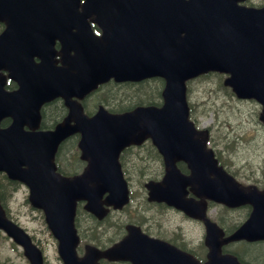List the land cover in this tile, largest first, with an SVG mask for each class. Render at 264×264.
Returning a JSON list of instances; mask_svg holds the SVG:
<instances>
[{
	"label": "water",
	"instance_id": "1",
	"mask_svg": "<svg viewBox=\"0 0 264 264\" xmlns=\"http://www.w3.org/2000/svg\"><path fill=\"white\" fill-rule=\"evenodd\" d=\"M135 2L149 6L135 9L132 0L82 3L81 0H0V21L8 23L0 35V68L8 70V75L18 83L16 89L8 90L0 80V121L3 117L12 118L9 125L0 127V171L29 185L31 202L44 208L47 221L61 239L60 253L65 264H98L96 260L101 255L129 258L134 264H240L236 258L221 255L216 238L211 235L207 240L211 252L204 263L189 255L179 256L175 251L168 257L149 256L142 249L146 241L132 231V226H129L131 235L120 243L103 251L88 247L83 258L76 255L78 237L72 227L75 199L90 198L86 207L102 216L104 209L97 196L104 190L112 189L111 196L116 195L118 200L127 198L122 175L114 165L117 155L113 149L119 148L120 143L140 141L156 130L183 138L180 121L176 120L182 117L174 111L176 96L170 92L177 93L178 99L186 104L185 80L189 77L210 69L227 71V55L244 59L258 55V51L264 54V9L252 11L238 5L230 8L232 12H246L239 13L243 16L262 17V25L256 24L253 31L242 32L220 20L229 12L220 8L218 0H167L168 10L153 5V0ZM45 14L50 16L40 25ZM89 17L104 28L101 35L93 31ZM71 24L76 28L72 32ZM184 29L187 33L181 35ZM56 38L62 43V65H57L54 59ZM249 43L255 50L252 54ZM35 56L41 57V61L36 62ZM252 58L264 63V57ZM236 74L233 85L237 93L255 95L264 103V69L249 73L237 69ZM152 75L167 79L162 107L139 106L122 116L100 109L89 117L82 112L81 104L72 99L75 95L83 97L112 76L140 79ZM57 96L65 98L71 113L55 129L38 130L42 104ZM75 131L81 132L82 157L89 163L81 175L66 178L56 171L54 156L63 138ZM158 145L167 150L163 143ZM110 150L113 161L108 164L106 157ZM175 159L168 164L165 180L150 185L151 196L170 202L178 196L181 181L174 174ZM108 165L117 173L112 179L103 178ZM119 187H122L121 195L117 192ZM221 190L229 191L216 182L208 187V191ZM261 198L262 194L253 196L250 223L231 237L252 235L258 227L262 234L257 237H264L261 211L264 198ZM0 228L23 243L26 253L30 252L33 245L28 235L7 217L1 204ZM34 262L42 264V260L40 263L35 258Z\"/></svg>",
	"mask_w": 264,
	"mask_h": 264
},
{
	"label": "rangeland",
	"instance_id": "2",
	"mask_svg": "<svg viewBox=\"0 0 264 264\" xmlns=\"http://www.w3.org/2000/svg\"><path fill=\"white\" fill-rule=\"evenodd\" d=\"M221 76L211 74L208 77H203L192 84V100L195 102V108L201 125L210 126L213 133V143L216 144L218 151L226 159L227 163L231 165L235 172L240 173L242 178L246 181H254L260 179L264 183V124L259 119L260 108L257 102L253 100H241L232 94L228 87L222 84ZM160 84L153 82V88L160 89ZM115 90L121 91L127 95L129 84H115ZM157 93V91L155 92ZM106 95L99 98L97 102L89 100L90 108H95L98 103L107 101ZM150 101L149 99H135L133 102L118 100L110 102L109 105L113 107L131 106L135 103H144ZM108 103V102H107ZM51 111V109H49ZM49 114V111H48ZM141 154H144V149H140ZM63 157V156H62ZM62 166L68 169L70 162L60 160ZM77 168L78 162H71ZM127 167L131 170L133 166L128 164ZM160 168L156 165V171ZM148 171L144 170L137 175L130 172L131 180L135 189V202L128 208L130 210H142V216L146 220L148 226H153L166 235H172L180 232L182 235L188 237L192 243L199 240L203 241L204 228L198 226L199 224L189 221L184 216L172 209L158 208L152 205H147L145 200L146 191L142 187L143 176ZM145 178L144 180H146ZM4 191L7 190L6 182L4 184ZM28 190L23 185L12 188L10 194L7 193V204L15 218L21 225H23L30 234L36 236L46 253L47 264H62L58 253L56 240L52 237L48 228L44 223V218L40 211L32 209L27 203ZM215 213L220 214V209L216 208ZM127 217V212L116 213V219H124ZM249 243L243 242L240 247L248 249L251 253L261 248L260 244L250 246ZM260 250V249H259ZM258 250V251H259ZM248 255V260L252 264H263V254L258 258ZM0 260L6 264H29L27 258L19 246L14 248L6 236L0 239Z\"/></svg>",
	"mask_w": 264,
	"mask_h": 264
},
{
	"label": "flooded vegetation",
	"instance_id": "3",
	"mask_svg": "<svg viewBox=\"0 0 264 264\" xmlns=\"http://www.w3.org/2000/svg\"><path fill=\"white\" fill-rule=\"evenodd\" d=\"M248 4H255V5H260L258 3H264V0H246L245 1ZM257 2V3H256ZM238 17H233V19H237ZM6 24L3 22H0V33L3 31L5 28ZM55 46L59 49L60 48V43L59 40H56ZM1 73L3 75L7 74V71H5L4 68H2ZM5 76H3L4 78ZM11 82V83H10ZM16 82L13 80L8 79L7 77V83L6 87L9 89H13L16 84ZM4 87H5V82H4ZM90 96V95H89ZM88 95L83 99V105L85 110L90 113L94 112L96 108H94L93 111L88 110V102H89V97ZM56 100V99H54ZM61 101V100H58ZM51 102V101H50ZM46 103L43 107H47V105L50 103ZM62 103V102H61ZM63 105V103H62ZM63 110L65 111L64 114L60 116L59 119H62L65 117V115L68 112V109L66 106L63 105ZM45 114H43V118ZM9 116L3 117L0 121V126L5 127V123L9 122ZM78 134H74L68 139H64L61 142V146L59 148V151H57V157L59 156L64 159L67 162H70L71 166L67 169L66 173L71 174L72 170L74 169V166L72 165L71 162L76 161L79 162V164H85L86 161L81 158V156H78L79 154V148L77 147L78 145V140L76 139ZM70 141L69 143H67ZM216 144L213 143V141H210V146L215 150V153L221 154V151H218L217 147L215 146ZM144 149V154H141V150ZM74 155L75 159H71V156ZM63 156V157H62ZM56 157V158H57ZM221 159L220 164L225 166L226 170L235 176L240 182L244 184H250V185H257L264 187V183L260 182V179H256L254 181H246L242 178V175L240 173H237L234 171L235 168H233V163L229 166L227 164L226 159L220 155ZM121 161L125 165L124 171L125 174L130 182V185L133 183L130 181L131 175L130 172L135 173L136 175L139 174L140 171H148L144 175L150 174L149 176H144V178H157L160 179L162 175L164 174V165H165V159L164 155L162 152L159 150V148L155 145H152L149 141L139 145V146H131L126 148L122 155H121ZM131 164L133 168L130 170L127 165ZM179 167L181 171L185 174H188L191 172L189 162L180 159L178 160ZM156 165L160 168L159 171H156ZM264 174V172H263ZM5 177V174L0 173V194L3 192V186H5L3 183V179ZM138 178V175H137ZM264 179V176H263ZM18 181H12V184H16ZM191 195H193L191 193ZM194 196V195H193ZM201 199V198H199ZM147 200H149L147 198ZM150 202L147 205H152L158 208H168L172 209L184 216L185 219L189 221H193L198 223L200 227L204 228V238L203 241L199 240L195 244L192 243L187 236L182 235L180 232L174 233L172 235H166L163 231L153 227V226H148L145 222L146 220L142 216V210L136 209V210H130L128 207L129 206H124L123 208H114L113 206H109V212L107 215L103 216L102 218L97 217L94 213L88 211L85 209L84 201H79L78 203V209H77V215H76V225L78 228V231L80 233L81 239L83 242L79 244L78 250L79 253H83L86 249V245L93 244L101 249H106L119 240H121L123 237H125L129 233V228L127 227L128 223H134L140 227L142 231L147 233L149 236L169 241L187 251H190L194 253L198 258L203 259L205 256L207 257L208 253V246L205 243V237H206V227L205 222L201 218H196L188 215L184 210L178 209L175 206H171L165 202H160V201H155V200H149ZM205 201H207L206 205V214L208 217L211 219L217 221L225 230V233H230L233 230H235L239 225L242 224L244 220L247 219L249 213H250V207L248 204H241V205H235V206H226V205H217L221 206L222 208L220 209V214L217 215L215 213L216 205L214 204L215 202L209 198H205ZM80 205V206H79ZM200 209V208H199ZM127 212V217L124 219H116L115 215L116 213L120 212ZM244 241H249V240H237V241H228L222 243V252L223 253H230L233 255H236L239 260L243 263L249 264L248 260V255L250 252L248 249H243L240 247V244ZM241 242V243H240ZM259 243L260 250L254 254L256 258H258L259 255L263 254L264 257V241L262 240H254L252 243ZM149 252L152 254L155 253V249L153 245H149L148 247ZM251 255V254H250ZM98 260L102 264H133L130 260H125V259H113L108 256H100ZM264 264V261H263Z\"/></svg>",
	"mask_w": 264,
	"mask_h": 264
},
{
	"label": "trees",
	"instance_id": "4",
	"mask_svg": "<svg viewBox=\"0 0 264 264\" xmlns=\"http://www.w3.org/2000/svg\"><path fill=\"white\" fill-rule=\"evenodd\" d=\"M158 83L160 84V81L158 79H146L143 81L139 82H131L130 85L133 87H129L127 95L123 96V93L121 91L115 90V84L114 82H108L99 87L96 91H94L89 97V100L97 102L99 98H102L106 95L107 96V102H113V101H118V100H124L126 98V101L128 100L129 102H133L135 99H149L150 101H157L159 99L158 93L159 89L158 88H153V91L151 92V88L149 86L152 85V83ZM51 109V111L49 110ZM49 111V114H48ZM63 105L60 101L58 100H53L51 101L47 107L44 109V114H45V124L50 125L54 121L59 120L60 116L63 114ZM47 121V122H46ZM44 124V122H43ZM68 141L67 143H69ZM71 159H75V156L72 155ZM7 180V179H6ZM7 184L12 185L11 180H7Z\"/></svg>",
	"mask_w": 264,
	"mask_h": 264
}]
</instances>
